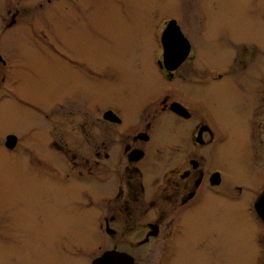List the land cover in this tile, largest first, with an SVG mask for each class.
Returning <instances> with one entry per match:
<instances>
[{
	"label": "flooded vegetation",
	"instance_id": "af4514ba",
	"mask_svg": "<svg viewBox=\"0 0 264 264\" xmlns=\"http://www.w3.org/2000/svg\"><path fill=\"white\" fill-rule=\"evenodd\" d=\"M197 1V9L214 5ZM252 1L248 20L263 27L264 0ZM97 7L108 14L123 5L118 0H0V105L22 115L28 109L35 120L22 135L6 132L0 146L22 155V165L32 168L36 179L47 180V198L60 199L54 214L77 213L80 243L91 249L88 256L98 251L89 264L110 251L126 254L133 264H174L189 240L208 264H247L248 259L263 264L264 219L254 208L264 192L263 106L254 101V108L244 107L246 127L232 130L213 94L225 92L222 85L263 83L255 65L264 56V38H207L212 45L205 49V38L192 37L174 17L161 16L155 19L151 68L140 65V79L134 80L130 63L96 69L67 47L65 39ZM38 51L49 64L40 79L31 60ZM60 74L61 80L55 79ZM231 75L233 80L224 79ZM83 76L97 79L111 103L92 110L76 101L67 86ZM34 83L48 94L55 83L62 85L63 96L31 100L23 88ZM38 115L43 126L37 127ZM37 129L44 139L42 154L28 149ZM235 132L244 143L233 149ZM254 146L252 163L246 164V152ZM38 188L42 195V181ZM234 203L250 223L237 219L236 238L226 226ZM67 250L61 252L69 255Z\"/></svg>",
	"mask_w": 264,
	"mask_h": 264
},
{
	"label": "rangeland",
	"instance_id": "374dc122",
	"mask_svg": "<svg viewBox=\"0 0 264 264\" xmlns=\"http://www.w3.org/2000/svg\"><path fill=\"white\" fill-rule=\"evenodd\" d=\"M118 1L123 5L122 9L116 8L115 12L106 14L104 7H97V10L92 13L90 19L85 21L80 30L71 32L65 41L70 50L74 49L76 53L84 55L85 62L90 63L96 69L100 66L105 70H116V65H129L130 63L135 68L134 80L140 79L137 77L139 73L137 68L140 65L151 68V52L155 46L153 35L156 34L158 26L155 19L161 16L174 17L178 25L192 37L202 36L205 38V49H209L212 45L211 39L207 38L245 37L257 42L264 38V17L261 21L263 27H258L248 20L252 15L250 8L254 6L252 0L249 8L247 7L250 0H213V6H204L201 9L196 8L197 0ZM114 5L116 6L115 2ZM140 13H143L144 19H137ZM257 58L260 60H257L255 66L260 68L264 75V56ZM31 60L39 70L40 79L44 72L42 69H48L47 58L42 57L38 51L35 56L32 54ZM53 63V68H55L56 63L54 61ZM61 77V74L57 78L55 75V79L61 80ZM233 78L231 75L224 79L233 80ZM153 79L155 80V78ZM262 80L261 85L247 83L244 88L222 85L225 92L220 95H215L214 89L213 95L219 100V102L217 101V111L227 117L232 130L233 128L246 127L249 110L246 112L244 107L250 109L253 106L254 108V101H256V106H258V102L263 106L264 121V79ZM224 82L220 84H224ZM55 85L54 92L49 94L54 100L61 99L63 87L62 85L57 87V83ZM100 85L101 83H98L97 79L83 76V78L77 77V80L69 84L67 89L71 96H75L76 101L93 110L95 106L109 104L112 101V97H106L103 94V87ZM23 91L31 100L48 101V90L39 83L31 84L23 88ZM27 111L29 114L22 115L19 110L12 109L6 104L4 108L0 105V143L6 132L22 135L26 133L27 129L34 126L35 120L31 115L33 112L31 113L28 109ZM242 119L244 120L242 121ZM41 125H44V121L38 115L37 127ZM232 136L235 137L231 141L233 149L238 144L243 145V138L239 133L235 132ZM27 141L29 150L37 154L44 152V139L38 129L32 132ZM255 152L256 146L246 152V164L252 163ZM29 153H27L28 158ZM262 153L264 154V150ZM22 160V155H10L0 146V264H89V259L98 255V251L88 256L91 249L84 247L83 242L80 243L82 231H80L77 213L69 210L71 213L68 215L54 214L58 210L60 199L50 200L47 198L49 196L46 192L47 180L36 179L32 168L28 165L24 167ZM39 181H42L45 188L42 195L38 194ZM247 182L248 184L251 182L249 177H247ZM241 207L239 203L230 205V217H228L230 220H227L229 225L226 224V226L234 238L238 237L236 224L250 225L249 220L244 219ZM73 209L77 210V207L74 205ZM237 219L239 223L236 222ZM190 234L189 232V239ZM233 236L230 235V237ZM63 241L70 242L68 243L70 245H65ZM63 247L70 249L67 250L69 255L61 252ZM179 250L180 255L174 264L209 263L197 257L191 240L186 246L182 245ZM247 256H249L248 248ZM212 264L229 263L219 261ZM247 264L255 263L248 259Z\"/></svg>",
	"mask_w": 264,
	"mask_h": 264
},
{
	"label": "water",
	"instance_id": "95a60500",
	"mask_svg": "<svg viewBox=\"0 0 264 264\" xmlns=\"http://www.w3.org/2000/svg\"><path fill=\"white\" fill-rule=\"evenodd\" d=\"M254 208L257 214L264 219V192L257 198ZM91 264H133V262L126 254L110 251L95 259Z\"/></svg>",
	"mask_w": 264,
	"mask_h": 264
}]
</instances>
